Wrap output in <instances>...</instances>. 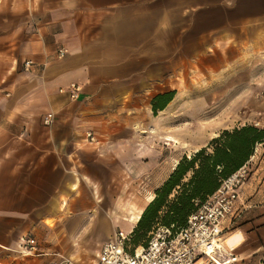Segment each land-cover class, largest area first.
<instances>
[{
    "label": "crops",
    "instance_id": "0c3cea01",
    "mask_svg": "<svg viewBox=\"0 0 264 264\" xmlns=\"http://www.w3.org/2000/svg\"><path fill=\"white\" fill-rule=\"evenodd\" d=\"M263 122L264 0H0V264H97L184 156ZM257 212L229 264H264Z\"/></svg>",
    "mask_w": 264,
    "mask_h": 264
},
{
    "label": "built area",
    "instance_id": "2783aa9c",
    "mask_svg": "<svg viewBox=\"0 0 264 264\" xmlns=\"http://www.w3.org/2000/svg\"><path fill=\"white\" fill-rule=\"evenodd\" d=\"M60 56L65 50L59 51ZM32 61H25L29 67ZM80 86L61 88L71 99L80 96ZM55 113L44 116L45 125L55 122ZM95 141L92 132L87 133ZM246 163L239 170L223 180L220 187L189 216L185 227L174 231L158 226L151 234L146 247H132L130 234L118 231L113 240L102 245L97 264H229L236 261L232 251L226 250L223 240L236 229L234 222L245 210L241 202V188L250 176ZM24 250L31 254L40 253L39 244L33 235H27Z\"/></svg>",
    "mask_w": 264,
    "mask_h": 264
},
{
    "label": "trees",
    "instance_id": "16d2710c",
    "mask_svg": "<svg viewBox=\"0 0 264 264\" xmlns=\"http://www.w3.org/2000/svg\"><path fill=\"white\" fill-rule=\"evenodd\" d=\"M173 94L157 99L164 107ZM264 141V129L244 125L224 130L192 156H184L144 210L130 234L132 247H146L158 226L174 231L186 226L188 218L212 195L224 179L249 162L256 144Z\"/></svg>",
    "mask_w": 264,
    "mask_h": 264
},
{
    "label": "rangeland",
    "instance_id": "374dc122",
    "mask_svg": "<svg viewBox=\"0 0 264 264\" xmlns=\"http://www.w3.org/2000/svg\"><path fill=\"white\" fill-rule=\"evenodd\" d=\"M217 110L218 109H215L214 112H217ZM196 116L197 113L194 115H189L188 117L195 118ZM195 120L196 119H193V121ZM253 125L264 129V122L262 124H253ZM198 128L200 131L201 129H204L203 126L201 125H199ZM248 164L250 166V171H251L250 176L241 188L242 201L245 203L244 206L246 207L244 210V214H247L249 212L254 213L255 211L257 212L264 207V141L256 144V146L254 147L253 155L251 156ZM123 229L125 230L124 226ZM125 232L127 231L125 230ZM28 235L35 236L34 234H28ZM241 236L242 234L238 232L231 235L230 237H234V238L237 237V239H241L242 238ZM130 241L132 244L131 236H130ZM38 243H39V247L42 246L43 244L40 241H38ZM39 251L41 252V249Z\"/></svg>",
    "mask_w": 264,
    "mask_h": 264
},
{
    "label": "bare ground",
    "instance_id": "6f19581e",
    "mask_svg": "<svg viewBox=\"0 0 264 264\" xmlns=\"http://www.w3.org/2000/svg\"><path fill=\"white\" fill-rule=\"evenodd\" d=\"M227 243H229L230 245H233V243H236V240L234 237H229L227 240Z\"/></svg>",
    "mask_w": 264,
    "mask_h": 264
}]
</instances>
